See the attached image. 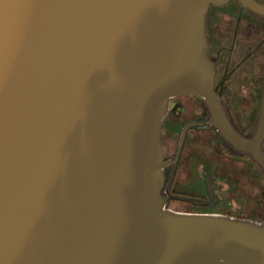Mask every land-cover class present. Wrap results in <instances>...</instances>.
I'll return each instance as SVG.
<instances>
[{
  "label": "water",
  "instance_id": "obj_1",
  "mask_svg": "<svg viewBox=\"0 0 264 264\" xmlns=\"http://www.w3.org/2000/svg\"><path fill=\"white\" fill-rule=\"evenodd\" d=\"M227 1L0 0V264H264V220L162 191L182 93L264 174V91L243 132L214 89L206 12Z\"/></svg>",
  "mask_w": 264,
  "mask_h": 264
},
{
  "label": "flooded vegetation",
  "instance_id": "obj_2",
  "mask_svg": "<svg viewBox=\"0 0 264 264\" xmlns=\"http://www.w3.org/2000/svg\"><path fill=\"white\" fill-rule=\"evenodd\" d=\"M206 33L217 57L214 89L238 128L247 132L258 117L264 91V18L248 11L238 0L210 4ZM208 118L199 96L182 93L168 100L161 135L166 206L264 220V174L260 166L249 154L228 150L217 127L205 123ZM262 145L264 148V139ZM177 203L185 205L180 208Z\"/></svg>",
  "mask_w": 264,
  "mask_h": 264
}]
</instances>
